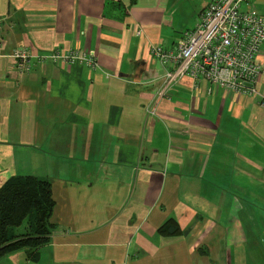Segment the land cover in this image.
Segmentation results:
<instances>
[{
  "label": "crops",
  "instance_id": "obj_1",
  "mask_svg": "<svg viewBox=\"0 0 264 264\" xmlns=\"http://www.w3.org/2000/svg\"><path fill=\"white\" fill-rule=\"evenodd\" d=\"M211 1L0 0V188L33 175L55 201L48 241L0 264H264V76L254 95L185 76L147 112L165 73L152 48ZM21 45L98 67L34 56L20 73Z\"/></svg>",
  "mask_w": 264,
  "mask_h": 264
},
{
  "label": "built area",
  "instance_id": "obj_2",
  "mask_svg": "<svg viewBox=\"0 0 264 264\" xmlns=\"http://www.w3.org/2000/svg\"><path fill=\"white\" fill-rule=\"evenodd\" d=\"M243 0H213L200 13L193 29L186 31L174 48L154 46L165 73L162 87L147 106L149 115H156L157 102L168 94L178 81L190 76L205 82L210 90L225 88L247 95L257 93V81L264 76V63L258 61L264 44V15L251 9H242ZM141 33V31H138ZM20 73L32 67L35 56L25 45L11 54ZM39 60L80 63L91 69L98 67L91 51L54 49L49 54L36 55Z\"/></svg>",
  "mask_w": 264,
  "mask_h": 264
},
{
  "label": "trees",
  "instance_id": "obj_3",
  "mask_svg": "<svg viewBox=\"0 0 264 264\" xmlns=\"http://www.w3.org/2000/svg\"><path fill=\"white\" fill-rule=\"evenodd\" d=\"M54 205L48 180L19 175L5 183L0 188V257L21 247L46 243Z\"/></svg>",
  "mask_w": 264,
  "mask_h": 264
},
{
  "label": "rangeland",
  "instance_id": "obj_4",
  "mask_svg": "<svg viewBox=\"0 0 264 264\" xmlns=\"http://www.w3.org/2000/svg\"><path fill=\"white\" fill-rule=\"evenodd\" d=\"M22 229H23V226H21V227L17 228V230H22Z\"/></svg>",
  "mask_w": 264,
  "mask_h": 264
}]
</instances>
